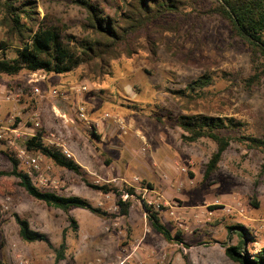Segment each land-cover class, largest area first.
I'll return each instance as SVG.
<instances>
[{
    "label": "rangeland",
    "instance_id": "1",
    "mask_svg": "<svg viewBox=\"0 0 264 264\" xmlns=\"http://www.w3.org/2000/svg\"><path fill=\"white\" fill-rule=\"evenodd\" d=\"M35 1L41 19L48 17L82 38L86 13L73 0ZM97 1L113 14L125 0ZM183 1L188 4L181 14L167 15L133 37L135 53L129 57L125 52L105 75L94 68L67 75L42 73L46 79L40 84L44 93L40 97L29 84L31 72L15 77L0 74V84L12 92L11 101L0 95V125L19 127L27 138L44 129L47 145L54 135L60 136L83 169L78 176L46 158L43 178L34 183L37 188L84 198L112 215L103 219L78 208L69 213L49 208L29 196L19 179L0 177L4 221L0 259L4 264H13L17 252L34 264H55V249L60 247L64 231L67 250L60 264L98 259L103 264H234L226 256V247L237 246L238 233L244 229L250 254L264 249V155L232 144L219 171L205 181L216 144L208 139L184 143L176 124L179 116L197 112L233 117L246 126L241 132L264 138V81L252 91L245 89L243 81L252 70L250 50L233 37L225 20L195 11L211 8L216 0ZM4 35L0 30V38ZM9 55L15 56L12 50ZM206 74L212 75L213 85L202 92L204 98L192 103L189 98L180 99V90ZM83 85L88 87L87 93L73 90ZM79 105L85 106L95 130L76 120ZM55 111L73 121L66 123ZM34 113L41 123L37 130ZM16 117L20 119L17 126ZM7 153L16 158L15 153L0 147V172L13 168ZM26 168L19 162L20 171L25 173ZM84 180L120 190L135 188L137 196L128 199L132 202L129 216H118L114 194L94 190ZM143 201L159 212L174 236L182 232L183 244L169 243L153 230ZM14 214L29 220L32 229L46 235L49 243L24 242ZM228 227L235 229L230 232Z\"/></svg>",
    "mask_w": 264,
    "mask_h": 264
},
{
    "label": "trees",
    "instance_id": "2",
    "mask_svg": "<svg viewBox=\"0 0 264 264\" xmlns=\"http://www.w3.org/2000/svg\"><path fill=\"white\" fill-rule=\"evenodd\" d=\"M73 3L86 13L82 38L69 34L65 26L53 23L48 17L41 19L35 0H0V30L5 32L4 38H0V73L10 77L18 76L23 71L67 75L81 68H94L105 75L112 62L121 58L125 52L129 57L135 53L131 45L133 37L147 31L150 25L167 15L181 14L183 7L188 4L183 0H125L111 14L107 11L106 5L97 0H73ZM194 3L195 1L192 2V6ZM195 11L201 16H218L229 24L233 37L247 46L251 52L252 70L251 75L243 81L244 87L248 91L260 87L264 81V0H216V4L211 8ZM10 50L14 52V57H10ZM212 85V75L206 74L189 83L178 94L180 99L189 98V103L197 102L198 99L204 98L202 92ZM18 122L20 119L16 117L15 126ZM176 124L183 132L181 138L184 143L193 144L208 139L216 144L217 150L206 167L205 181L219 171L224 154L232 144L243 145L250 151L264 155V138L241 132L246 126L233 117H216L197 112L179 116ZM93 134L101 139L97 133ZM45 136V130L39 129L34 136L26 140L27 148L42 154L56 166L82 176V167L74 159L68 158L61 148L47 145ZM7 155L13 168L9 172H0V177L19 179L20 187L35 200L65 213L78 208L90 211L103 219L112 217L109 212L93 207L84 198L41 191L28 174L19 170L17 158L11 153ZM262 172L264 173V165ZM85 183L106 195L114 194L119 208L118 216H129L132 202L124 201L122 196L124 192L129 196H137L135 188L126 186L120 190L113 185L100 186L88 181ZM146 186L154 190L151 183H147ZM143 207L157 234L169 243L183 244L182 232L178 231L174 236L162 223L159 212L155 211L152 205L143 201ZM14 218L19 225L20 238L24 242L49 243L46 235L32 229L29 220L18 214H14ZM70 222L76 229L75 221L70 219ZM3 224L0 214V230ZM234 229L235 227H228L230 232ZM245 231L238 233L240 243L237 246L226 247V256L234 264H264V249L258 254L251 255ZM3 245L0 239V250ZM66 250L64 231L62 243L55 249V264L65 260ZM0 264H4L1 259Z\"/></svg>",
    "mask_w": 264,
    "mask_h": 264
},
{
    "label": "built area",
    "instance_id": "3",
    "mask_svg": "<svg viewBox=\"0 0 264 264\" xmlns=\"http://www.w3.org/2000/svg\"><path fill=\"white\" fill-rule=\"evenodd\" d=\"M44 72H34L31 73V78L29 81V84L33 86L34 94L36 96L44 97V93L41 90L40 84L45 81L46 76L42 74ZM1 74V73H0ZM73 90L77 93L83 94L87 93L89 91L88 87L86 85H83L78 88H73ZM0 95L5 96V99L7 101L12 100V92L7 91L4 86L0 84ZM54 95L57 96L58 92L54 91ZM56 115L61 117L66 123L72 122V119H68L67 115L64 113H60L58 111H55ZM75 118L77 121L83 122L87 126H91V129L95 130L96 128L94 125L91 124V121L87 117V110L85 106L79 105L76 108L75 111ZM34 128L37 130L40 128L41 123L39 119V114L34 113ZM107 117L103 118L102 120H106ZM118 124H120V121H116ZM97 122V126H98ZM96 126V125H95ZM26 136V138H25ZM34 135H31V137ZM27 134H24L21 131V128L19 127H12V126H3L0 125V147L9 149L12 153H15V156L17 160L20 162V165L26 166V174L30 176L33 183H35L37 180H42L43 174H42V164L44 160L46 159L45 156L42 154H36L35 152L30 151L26 146V140H27ZM143 139V138H142ZM144 140V139H143ZM49 144L59 147L63 150L64 154L68 158H72L73 154L70 151V149L67 147V145L63 142V139L60 136H53L52 139H49ZM143 152H145V148L143 149ZM185 171V170H183ZM35 185V184H34ZM36 186V185H35ZM37 187V186H36ZM131 196L127 194L126 192L123 193V200L128 201V199ZM152 204V202H150ZM17 246L13 245V249L16 250ZM13 264H34L32 260L27 258L26 256L22 255L21 253L17 252L14 255V261ZM83 264H103V260L98 259L91 263H83Z\"/></svg>",
    "mask_w": 264,
    "mask_h": 264
},
{
    "label": "crops",
    "instance_id": "4",
    "mask_svg": "<svg viewBox=\"0 0 264 264\" xmlns=\"http://www.w3.org/2000/svg\"><path fill=\"white\" fill-rule=\"evenodd\" d=\"M101 123H102V125H103V124H106L107 126L109 125V123H108V122H106V123H105V122H104V123H103V122H101ZM107 130H108L107 128L103 129V131H105V132H103V133H104V135H106V134H107V133H106V132H107ZM104 140H105V137H103L102 141H104ZM72 154H73V153H72Z\"/></svg>",
    "mask_w": 264,
    "mask_h": 264
}]
</instances>
